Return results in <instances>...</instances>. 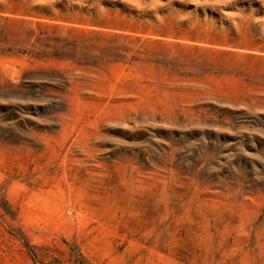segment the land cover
Returning a JSON list of instances; mask_svg holds the SVG:
<instances>
[{"label":"rangeland","instance_id":"obj_1","mask_svg":"<svg viewBox=\"0 0 264 264\" xmlns=\"http://www.w3.org/2000/svg\"><path fill=\"white\" fill-rule=\"evenodd\" d=\"M0 264H264V0H0Z\"/></svg>","mask_w":264,"mask_h":264}]
</instances>
